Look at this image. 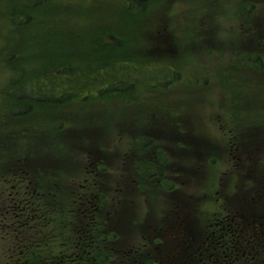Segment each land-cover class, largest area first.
I'll return each mask as SVG.
<instances>
[{
  "label": "rangeland",
  "instance_id": "374dc122",
  "mask_svg": "<svg viewBox=\"0 0 264 264\" xmlns=\"http://www.w3.org/2000/svg\"><path fill=\"white\" fill-rule=\"evenodd\" d=\"M36 1L0 0V102L6 95L11 72L3 57L10 53L27 69L52 60L63 62L76 74L86 77H121L119 85L108 84L105 88V92L112 94L104 95L94 92L100 80L93 83L94 78L82 76L86 86L74 90L89 94L88 98L74 96L68 106L30 111L11 117V121L7 119L20 129L28 128L18 134L19 141L25 138L26 147L18 153L22 161L28 164L34 160L32 155L41 158L65 155L67 171L64 170L61 178L65 186L80 183L91 161H101L106 166L101 181L112 186H105L110 189H105L102 201H98L105 206L103 217L98 211L97 218L102 219L98 231L99 236H104L105 230L115 232L108 234L117 240L113 248L126 251L116 256L117 263L135 261L149 244L138 228L143 230L146 221L141 219L145 214L166 217V230L175 208L189 204L187 216L184 213L174 220L179 222L186 216V221L194 227L193 223L202 225L206 219L213 218L214 214L210 216L209 212L218 195L220 199L216 201H223L229 207L244 193L250 201L251 186L252 197L256 188L259 190L255 193L264 197V142L254 133L247 136L249 140L244 138L248 131L264 134V70L257 73L234 49L240 39L241 22L256 28L255 23H261L256 17L264 11V3L250 8L249 2L254 0H149L138 9L136 0H128V4L127 0H39L35 4ZM10 6L19 9L12 19L7 12ZM24 13L30 18L28 23ZM208 24L214 40L206 45L205 34L194 29ZM165 34L172 37L170 45L154 42L153 38ZM159 50L170 52L162 55ZM172 54L175 59H170ZM107 63L109 66L102 68ZM234 64L236 69L232 67ZM161 66L171 72L166 69L168 75H157ZM157 79L162 80L161 87H157L160 84ZM18 82L25 83L23 76ZM18 82L15 80V84ZM221 85L226 89L221 93L223 99L219 96ZM162 103L172 111L162 112ZM49 121L53 122L52 127ZM56 134L63 139L55 138ZM172 136L175 137L169 139ZM176 136L182 137L179 141L183 140V144H178ZM242 137L240 151L236 144L230 146ZM253 137L260 144L252 142ZM36 139L41 140L35 149L27 147L26 143ZM52 145L56 151L50 148ZM151 160L163 162L161 167L168 178L161 186H145L139 181L142 185L138 186L123 176L127 169L126 173L137 179L141 170L145 172L152 164ZM111 178L115 183L112 184ZM21 186L14 184L12 194L22 193ZM84 191H90V187ZM193 208L196 213H203L198 221ZM72 217L67 215L66 220H73ZM61 223V218L53 216H48L47 221L39 216L34 221L35 230L27 234L32 232L33 238L47 236L41 240L46 250L38 248L35 252L38 257L46 255L50 262L61 264L58 254L62 246L70 256L66 262L80 264V258L71 256L74 253L70 252L67 222ZM25 242L26 234L20 233L16 226L0 223V264L14 263L16 259L17 263L18 252L30 245L31 239L22 244ZM158 248L155 246L153 252ZM104 249L108 255L110 250ZM42 262L43 259H37L34 264ZM102 264L114 263L106 260Z\"/></svg>",
  "mask_w": 264,
  "mask_h": 264
},
{
  "label": "trees",
  "instance_id": "16d2710c",
  "mask_svg": "<svg viewBox=\"0 0 264 264\" xmlns=\"http://www.w3.org/2000/svg\"><path fill=\"white\" fill-rule=\"evenodd\" d=\"M136 1L138 2L139 9L142 8V6H146L149 0ZM11 59L14 61L12 64ZM6 61L10 66V70L13 71L10 78V81L11 83L13 82V84H11V89H9V83H7L6 95L3 101L0 102V112L4 113L3 115L0 114V166L4 164L10 167L13 166V169H11V171H20L24 169L27 170V167L29 165L26 162L22 161V156L18 155L19 150L26 147L23 143L25 138L23 141H19L20 136H18V134L20 132L23 133V131H21L20 128L8 123L7 119L11 121V117L22 115L30 111H34L35 113L40 110L45 111L50 107L55 108V106H60L63 102L69 101L72 96L81 97L82 94L80 92H76L74 89L77 86H84V84L80 83V81L78 80L81 79V76L86 77L88 75L76 74L74 70H71L68 65H65L64 63L60 64L52 60L44 62L41 61L42 63L40 62V66V63L38 65L32 66V71L39 67L35 73L27 72L29 70L25 68L23 64L16 61L15 56L7 58ZM106 66L107 65H103L102 68ZM21 76H23L25 83H20V85L18 80ZM89 78H91V76ZM93 78L95 79L94 76H92L91 79ZM105 79L108 81L116 80L117 82H119V78L114 75H105ZM15 80L18 82V84H15ZM20 87L21 89L22 87H26V90L23 91L20 89ZM46 104H50V107ZM55 112L56 111H51L50 113ZM55 121L57 120L54 119V122ZM48 124H51L50 127H52L53 122L49 121ZM38 140L41 139H36L34 142L26 143L27 147L35 149L36 145L39 144ZM51 149L53 150V148ZM56 150L57 149L55 147L54 151ZM34 156L35 155H32V158H34ZM55 158L56 157H54V155L50 157L49 160H51V163ZM14 167H17V169H14ZM5 171L0 170V177L2 175V172ZM59 179V175L56 174V170L53 169V184L51 187V191H43V189H40L41 183L38 179L35 180L33 178L31 183L32 187L36 189V192L38 194V197L36 198L38 199V201L47 200L48 195L52 197V202L55 204V206L53 207V210L55 212L54 214L64 212L63 209L59 206L60 204H58V200L61 199V190H58L59 184L57 183V180ZM36 209V211L41 210V208L38 206H36Z\"/></svg>",
  "mask_w": 264,
  "mask_h": 264
},
{
  "label": "flooded vegetation",
  "instance_id": "af4514ba",
  "mask_svg": "<svg viewBox=\"0 0 264 264\" xmlns=\"http://www.w3.org/2000/svg\"><path fill=\"white\" fill-rule=\"evenodd\" d=\"M222 209L224 213L219 212L198 231L203 234L202 242L196 230L174 236L164 264H264V200L253 199L236 211ZM180 226L188 227L183 218Z\"/></svg>",
  "mask_w": 264,
  "mask_h": 264
}]
</instances>
